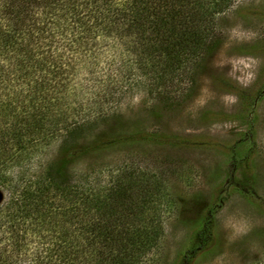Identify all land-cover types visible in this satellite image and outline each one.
<instances>
[{
	"label": "trees",
	"instance_id": "1",
	"mask_svg": "<svg viewBox=\"0 0 264 264\" xmlns=\"http://www.w3.org/2000/svg\"><path fill=\"white\" fill-rule=\"evenodd\" d=\"M235 1L0 0V264H151L165 234L160 179L131 171L78 185L63 157L36 177L6 169L38 140L87 147L79 135L116 109L132 72L153 75L160 100L178 102L167 84L213 54L217 18ZM213 223L180 264L211 242Z\"/></svg>",
	"mask_w": 264,
	"mask_h": 264
},
{
	"label": "rangeland",
	"instance_id": "2",
	"mask_svg": "<svg viewBox=\"0 0 264 264\" xmlns=\"http://www.w3.org/2000/svg\"><path fill=\"white\" fill-rule=\"evenodd\" d=\"M217 24L213 54L167 84L178 102L160 100L153 75L132 72L116 109L79 135L87 147L38 140L6 171L36 177L63 157L78 185L131 171L160 179L165 234L151 264H180L208 216L213 238L191 264H264V0H236ZM7 196L0 187V203Z\"/></svg>",
	"mask_w": 264,
	"mask_h": 264
}]
</instances>
